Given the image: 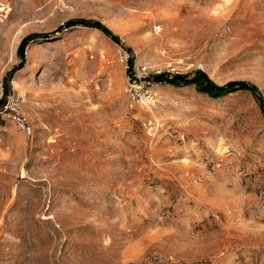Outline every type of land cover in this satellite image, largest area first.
<instances>
[{"label": "rangeland", "instance_id": "obj_1", "mask_svg": "<svg viewBox=\"0 0 264 264\" xmlns=\"http://www.w3.org/2000/svg\"><path fill=\"white\" fill-rule=\"evenodd\" d=\"M198 71L264 99V0H17L0 22V264H264L260 105L148 78Z\"/></svg>", "mask_w": 264, "mask_h": 264}, {"label": "trees", "instance_id": "obj_2", "mask_svg": "<svg viewBox=\"0 0 264 264\" xmlns=\"http://www.w3.org/2000/svg\"><path fill=\"white\" fill-rule=\"evenodd\" d=\"M74 23H78L80 25H84V26H88L91 28H95L98 29L100 31H102L105 35H107L108 37H110L114 42H116L117 44L121 43V40L119 37L115 36L106 26H104L103 24L99 23V22H91V23H87L85 21H80V22H70L68 24V27H71L73 25H76ZM60 31V30H59ZM39 36L37 35H33L30 36L28 38H26L20 47V52L23 55L24 50L27 46V44L37 38ZM41 37H50L48 35H44ZM128 63H130V67H129V71L131 72V60L130 62L128 61ZM149 79H152L153 81H155L156 83H160V82H169L172 85H195L198 89V91H200L201 93H205L207 95H209L210 97H222L223 95H225L226 93H229L231 90H233L234 92L237 91H246L251 93L254 98L256 99V101L258 102V104L260 105V108L264 114V99L263 97L260 95L258 88L255 85L246 83V82H230L228 83L226 86L224 87H220L218 85H216L215 83L211 82L208 78V76L201 71H198L195 78L193 79H186L184 76L182 75H175L173 76L172 79L169 78L168 75L165 74H159V75H152L151 77H148ZM8 91L6 89H4V96L7 95Z\"/></svg>", "mask_w": 264, "mask_h": 264}, {"label": "built area", "instance_id": "obj_3", "mask_svg": "<svg viewBox=\"0 0 264 264\" xmlns=\"http://www.w3.org/2000/svg\"><path fill=\"white\" fill-rule=\"evenodd\" d=\"M17 0H0V22H5L6 20L9 19V17L11 16L13 10H14V4ZM123 62L125 64H128V58L125 56L124 58H122ZM144 74L147 73H143V75H138L137 78L141 79V77H145ZM134 82H138L137 80H134ZM18 123L21 125V127L26 130L28 133L30 132V129L27 127L26 122L24 119H22L21 117L17 118Z\"/></svg>", "mask_w": 264, "mask_h": 264}]
</instances>
